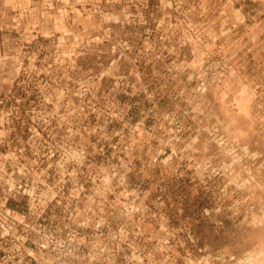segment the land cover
<instances>
[{"label":"rangeland","instance_id":"obj_1","mask_svg":"<svg viewBox=\"0 0 264 264\" xmlns=\"http://www.w3.org/2000/svg\"><path fill=\"white\" fill-rule=\"evenodd\" d=\"M167 2L52 0L45 15L42 0H0V57H11L0 70V117L11 113L0 121V177L23 167L40 188L71 183L91 210L88 229L73 238L75 257L235 264L225 255L237 254L232 238L264 217L261 8L252 0ZM125 10L127 22H96L102 12L124 21ZM138 12L146 23L133 19ZM73 31L99 42L57 61L53 41ZM129 147L125 190L106 180ZM161 147L160 159L175 150L178 166L145 179L144 162Z\"/></svg>","mask_w":264,"mask_h":264},{"label":"built area","instance_id":"obj_2","mask_svg":"<svg viewBox=\"0 0 264 264\" xmlns=\"http://www.w3.org/2000/svg\"><path fill=\"white\" fill-rule=\"evenodd\" d=\"M11 172L0 177V264H112L74 256L73 238L88 229L91 210L68 180L40 188L23 167Z\"/></svg>","mask_w":264,"mask_h":264},{"label":"clouds","instance_id":"obj_3","mask_svg":"<svg viewBox=\"0 0 264 264\" xmlns=\"http://www.w3.org/2000/svg\"><path fill=\"white\" fill-rule=\"evenodd\" d=\"M61 2H65V0H61ZM136 0H128V3H134ZM141 3L144 2V0H140ZM164 0H162V3ZM254 4H257L260 6L261 10L257 12V17L261 15H264V0H252ZM41 8L44 10V14H47V9L52 7V0H42ZM166 7H172V0H168V2L165 5ZM125 17L124 21L119 20L118 15L109 14L106 12H102L97 23H105L108 21H116V22H127V17L131 16L130 12H125L119 14ZM251 15L250 13L248 14ZM254 18V19H255ZM133 19L137 20V22L140 23H146V21L143 20L142 16L137 13L136 17ZM264 23V21H261ZM75 37V39H73ZM99 41H93L87 33H80L77 31H73L71 33L65 34L64 41L59 44L55 45V42L53 41V45L56 47L57 52L55 54V58L57 61H61L64 59L65 55H68V59L71 60V55L69 54H76V49L80 47H88L92 43H98ZM121 47H127V45H121ZM37 54H34L31 59L33 62L35 61V56ZM23 55L19 56L18 59H16L15 63L12 66V73L11 77L15 78L17 75L19 69H20V61L23 59ZM11 59V57H0V70L3 69V67L6 66L7 61ZM70 66V65H69ZM28 72L36 71L37 73L39 70L36 69H28L26 70ZM55 94H53L54 96ZM48 102L51 103V99H48ZM34 111V110H33ZM11 113H5L3 117H0V121H3L4 117L7 115H10ZM51 115V114H50ZM37 119L44 120V115L37 113L36 117ZM33 132H35V129H33ZM102 138L111 139V137L102 136ZM171 141H162L163 146H170ZM93 147V151H96L95 146ZM131 147L126 149V155L128 156V159L126 161H121V163L117 167H112L109 165L108 172L110 173L109 178L106 180L107 183H110L112 181H115L119 185L123 186L125 190H127V185L125 183V178L128 175V172L131 170L132 165V157H131ZM163 152V147L155 150L154 152L149 153L148 159L144 162V168L142 169V172L144 174V178L147 179L150 174L151 170L153 168H160L165 174H169V171L174 172L175 167L178 166L176 162L174 161L173 157L176 156V151L174 150L173 154L171 156H168L166 159L161 160L160 156ZM85 155L86 151L85 149L81 148L78 152L75 153L73 156V159L76 164L80 165L85 162ZM131 195H137L136 192L130 193ZM98 195H103V193H98ZM137 211H143V208H138ZM264 211V209H262ZM259 235L261 237L260 241H257L256 239H253V236ZM233 252H236V255H232L231 252L228 250H225V255L229 256V260L232 262H235V264H264V217H261L260 221L258 222H249L246 226H244L243 230L239 232L238 234L234 235L232 238V243L229 246ZM239 257V258H238Z\"/></svg>","mask_w":264,"mask_h":264}]
</instances>
